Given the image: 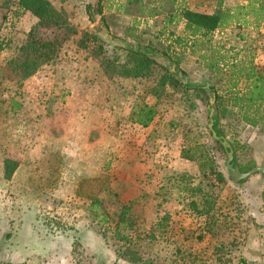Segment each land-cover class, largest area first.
<instances>
[{
  "label": "rangeland",
  "instance_id": "obj_1",
  "mask_svg": "<svg viewBox=\"0 0 264 264\" xmlns=\"http://www.w3.org/2000/svg\"><path fill=\"white\" fill-rule=\"evenodd\" d=\"M149 1L142 2L144 7H149L148 10L137 13L143 25L146 21L149 23L151 14L157 13L153 11L159 9L154 7L155 3L149 5ZM160 3L165 5V9H159L161 18L152 19L150 28L160 29L166 17L186 4L193 11L210 13L214 10L204 0H179L175 6L172 0H162ZM245 3L246 0H226L223 7L232 9ZM3 5L4 0H0V68L12 57L35 21L29 13L15 12L14 6L6 9ZM140 19L137 21L141 23ZM180 26L175 30L178 33ZM185 35H180L184 43L186 41L185 46H174L181 58L179 69L187 77L208 82L218 93H222L224 81L219 76L209 74L203 67L208 60L202 56H211V52L200 46L198 38ZM153 38L141 36L139 42L143 46L150 39L151 43L156 44ZM172 39L167 38L166 42ZM211 39L215 50L219 48L222 53L226 51L229 56L242 60L247 56L253 57L256 66H264L263 25H253L251 20L243 25L232 24L215 31ZM194 41L195 45L191 46ZM58 61L56 59L54 64L44 66L21 85L0 80V264H103L95 260L96 256H101L105 264H125L115 261L104 246L110 243L112 236L108 223L105 224L108 230L106 236L86 228L85 209L94 198L104 200V210L110 216L119 212L121 207L132 204L130 216L134 221V230L131 233V248L139 256L162 253L163 249H168V255L173 254L179 245L168 247L163 243H152L149 237L151 234L158 235L154 224L165 217H169L166 234L170 239L182 234V229L173 220V217L177 219L174 213L170 215L149 209L150 173L167 177L172 171L175 174L179 170L168 168L166 162L161 163L165 142L170 147L167 152L172 157L183 141V145L190 147L193 142L209 141L216 150H220L219 145L211 140L208 114H202L200 130L193 129L190 136L184 137L188 125L184 124L182 108L187 99L175 94L158 106L159 123L150 138V126L144 129L127 119L135 94L142 93L145 87L150 88V79L147 84L126 77H115L112 81L107 78L98 81L94 77V82L98 84L91 87L90 92V88L79 91L81 88L77 86L79 92L72 94L66 85H76L87 79L91 83L90 77L95 68L78 69V66H64ZM98 62L101 64L99 59ZM156 76L159 77L160 73ZM151 99L149 96L145 102L153 104ZM187 101L198 103L194 98ZM227 120L220 118L219 122L224 126ZM169 122L178 127H168ZM56 126L60 127L59 133ZM233 128L242 130L235 125ZM68 130L72 132L74 144L72 156L69 157L73 161L69 167L62 161L64 155L59 148L67 143L65 136ZM96 139L98 141L93 142ZM56 141L61 145L56 146ZM220 155L226 160L225 154ZM5 159L18 165L10 180L3 177ZM223 183L203 180L200 187L207 193L215 194L226 188ZM228 195L231 193L228 192ZM169 197L170 200L176 199V191ZM53 220L61 223L65 230H59ZM207 221L209 224L212 219ZM202 229L207 232L204 227ZM179 248L176 260L181 261L182 258L186 260L182 251L188 252L195 247L188 242L184 250ZM188 258L191 260V257ZM173 262L170 257L158 263Z\"/></svg>",
  "mask_w": 264,
  "mask_h": 264
},
{
  "label": "trees",
  "instance_id": "obj_2",
  "mask_svg": "<svg viewBox=\"0 0 264 264\" xmlns=\"http://www.w3.org/2000/svg\"><path fill=\"white\" fill-rule=\"evenodd\" d=\"M102 1L96 0L94 4L85 7L89 23L93 24L96 21L95 17L102 14ZM204 1L211 5L210 7H214L212 13H201L188 7L176 9L174 14L164 19L162 28L152 35L156 39V44L147 39L146 44L142 46L138 36L133 37V42L121 41L111 36L103 17L92 32L80 31L68 13L62 8L57 9L49 0H4L3 7L7 9L9 6H14L15 12L29 13L35 21L31 24L24 40L15 48L12 57L0 68V80L21 85L41 68L58 59L64 46L80 35L75 41L77 47L87 49L88 44H92L89 46V55L101 61L99 64L108 80L126 77L147 83L150 79V88L145 87L142 93L135 94L127 116L130 123L147 128L157 116V108L162 100L166 103L175 94L187 100L194 98L203 106L209 122H213L212 131L217 139L213 138L212 131L209 130L211 140L219 145V151L225 156L226 151L220 142L224 140L229 144L233 155L232 164L236 166L233 144L226 139L225 132H229L226 126L231 125L229 121H233L239 129L250 127L264 133V66H256L253 57L247 56L242 60L237 59V56H229L226 51L222 53L219 48L215 50L211 38L219 29L230 27L232 24L243 25L248 20H251L253 25L264 26V0H246L245 4L232 9L223 7V0ZM179 25L182 27L180 26L178 33L175 30ZM179 34L198 38L200 43L197 42L200 46L211 52V56L206 54L202 56L203 59L208 60L203 67L209 74L219 76L224 81L222 93H218V90L208 82L188 81L186 74L179 69L181 58L174 50V46H185L186 43ZM169 36L174 39L166 42L167 38L170 39ZM194 45L195 41L191 46ZM158 72L159 77L156 76ZM149 96L154 99L153 104L145 102ZM187 100L184 105L195 107L196 104H191V101ZM210 111L213 112L211 118ZM220 118H227L228 123L222 126L219 122ZM200 156L204 159L200 169L205 172L211 166L206 153L203 152ZM182 157L193 160L195 154L186 150L182 152ZM17 167L15 161L5 159L4 179L10 180ZM253 167L256 166L250 164L239 170L244 173ZM216 181L224 182L222 175L216 174ZM176 186L188 195L194 196L195 193L202 195L199 207L196 206L195 201L191 202L190 207L195 214L206 215L210 212L214 200L210 193H203L200 184H194L191 176L180 174ZM103 201L98 198L90 200L85 209L88 221L86 228L106 236L108 230L105 224L111 226L112 236L107 246L116 261L126 264H159L157 259L150 257V253L139 256L131 248L133 244L131 233L134 230V221L130 216L131 205L121 207L119 212H114L110 216L104 210ZM54 222L59 230H65L57 220H53ZM70 229L75 230L74 227ZM149 237L154 243L155 236L151 234ZM193 262L191 261V264Z\"/></svg>",
  "mask_w": 264,
  "mask_h": 264
},
{
  "label": "crops",
  "instance_id": "obj_3",
  "mask_svg": "<svg viewBox=\"0 0 264 264\" xmlns=\"http://www.w3.org/2000/svg\"><path fill=\"white\" fill-rule=\"evenodd\" d=\"M49 1L57 9L62 8L65 10L77 24L80 31L85 30L92 32L93 28L99 24V21H101L103 17L110 35L119 38L121 41L133 42V37L135 36L150 37L163 26L162 22L160 29H154L153 27L150 28L149 24L152 19L161 18V10L165 9V5L160 3L162 0L149 1V5L154 3L157 5L160 3L157 6L154 5V7L161 10L157 9L153 11L157 13H152L149 23L146 21L144 25L142 24V19L137 16L138 11L145 13L149 8L142 5L143 0H103L102 14L95 17L96 21H94L93 24L88 21L85 7L88 4H94L96 0ZM225 1L226 0H224L223 3L224 6H226ZM177 2H179V0H172L174 6ZM185 7H189V5L186 4ZM197 12L205 13L199 10H197ZM210 13L208 12L207 14ZM138 19H140L141 23L137 21ZM145 19H148V17H145ZM141 24L143 26H141ZM79 36L80 35H78V37ZM78 37L71 41L74 44L69 42L64 46L58 58L60 61L58 62L63 63L64 66H78V69L84 70L88 69V67H93L95 70L92 77H90L92 84L89 83L87 79L85 82L76 85H66L68 88L67 90H70L72 94L74 92L78 93L79 91H84L87 88H90V92L92 90L91 87L93 88V86L98 84V82H94V77H97L98 81H100L101 78L106 80V76H104L99 62L89 55V46H92V44L89 43L87 49L79 48L75 43ZM54 63L55 62H53V64ZM188 79V81L192 83H200L199 81H195L194 77H188ZM77 86L81 88L79 91L77 90ZM66 92L70 93L69 91ZM151 100L154 101V99ZM161 102H163V100ZM157 110L158 114L150 124V138L154 134L152 132L157 128L159 123L160 110L158 108ZM182 111L184 114V124L188 125L183 136L187 138L190 136L191 132H193V129L197 130L199 128L200 130L203 124L202 114L205 113V110L198 101L195 107L191 108L189 105H185ZM192 120H194V122H192ZM225 122V124H227L228 120ZM192 123L193 126L191 125ZM230 124L231 125L226 126L229 132L226 131L225 133L226 139L229 143L233 144L236 167L241 169L250 164L264 167V133L250 127H243L242 130L236 131V129L232 128L234 124L231 122ZM168 127L174 129L178 126L175 123L169 122ZM59 128V126H56L57 133L60 132ZM66 132L70 135L66 134L65 136L67 138V143L61 145L56 141L54 144L56 146L61 145L59 148L62 149L61 151L64 155V160L62 161L69 167L73 161L69 159V157L72 156L74 144L72 143V132L69 130ZM94 141L98 140L96 139L93 140V142ZM184 143V141L181 143L180 149L175 153L174 157L167 152L170 147L166 145V142L162 148L163 156L161 158V163L164 164V162H166L165 166L168 168H178L179 170L177 173L172 174V171L167 177H161L157 175V173H150L149 209L152 208L155 211H161L170 215L174 213L177 219L172 216L173 220H175V224L177 223L178 227L182 229V234L179 237L170 239L169 235L166 234L168 232L166 229L169 217L156 220L154 228H156L159 233L158 235H154V242L163 243L168 247H170V245L179 246L175 248L171 255L167 254L168 249H163L162 253H152L150 257L158 261H167L171 257L174 264H191V261H194L193 264H264V177L255 174L239 182V184H234L230 180V175L226 168V160L221 158V152L216 150L217 148L215 149L209 141H202L199 143L193 142L191 147L183 145ZM186 150H189L191 154H195L193 160L182 157V152ZM203 152L206 153L209 160L208 162L211 166V168L207 169L205 172H202L200 169V164L203 163L204 160L200 154ZM168 163H171V165H168ZM180 174L191 176L192 180L195 181L196 184H200V186H202L201 182H203V180L214 182L216 181V174L222 175L224 179L223 184L226 188L222 192L218 191L215 194L210 193L214 203L211 205V210L208 214L198 215L194 213L193 209L190 207L192 205L191 202L195 201L197 204L196 206L199 207L202 195H198L197 193H195L194 196L188 195L185 191L181 190V188H178L176 185ZM173 191H176L177 198L170 200L169 195L174 193ZM204 192L203 190V193ZM228 192H230L231 195H228ZM128 205L132 207V204ZM209 218L212 219V222L209 221L210 225L207 221ZM203 227L207 232L202 229ZM159 229H162V231ZM198 231L201 232L199 233ZM188 242H192V246L196 249L193 248L188 252L185 250L186 253L182 251L184 252L186 260L185 258H182L181 261L176 260L177 248L180 247L179 249L182 248L184 250V245ZM104 246L109 252V255L113 256L112 258L116 261L108 246ZM188 257H191V260H189ZM95 260L105 264V260L101 256H96Z\"/></svg>",
  "mask_w": 264,
  "mask_h": 264
},
{
  "label": "water",
  "instance_id": "obj_4",
  "mask_svg": "<svg viewBox=\"0 0 264 264\" xmlns=\"http://www.w3.org/2000/svg\"><path fill=\"white\" fill-rule=\"evenodd\" d=\"M212 114L213 112L210 111V114H209V117L211 118L212 117ZM212 127H213V122H210L208 128L210 131H212ZM212 136L213 138L217 139V136L216 134L212 131ZM222 140V139H221ZM224 149H225V153H226V157H227V160H226V167L229 171V175H230V180L232 183L234 184H239L240 181L242 180H245L247 179L248 177L252 176V175H255V174H258L262 177H264V167L263 166H256V167H253L251 168L249 171L247 172H240V170L238 169V167L234 166L232 164V159H233V155H232V151L230 149V146L228 143H226V141L222 140L220 142Z\"/></svg>",
  "mask_w": 264,
  "mask_h": 264
}]
</instances>
